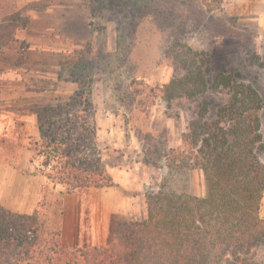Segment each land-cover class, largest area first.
Instances as JSON below:
<instances>
[{
	"label": "trees",
	"instance_id": "16d2710c",
	"mask_svg": "<svg viewBox=\"0 0 264 264\" xmlns=\"http://www.w3.org/2000/svg\"><path fill=\"white\" fill-rule=\"evenodd\" d=\"M21 2L0 0L2 55L17 50L16 35L26 28L29 12L46 7L45 0L23 8ZM98 4L90 0L92 16ZM167 58L181 75L163 87L161 98L169 106L184 100L190 115L181 134L183 148L170 162L184 173L200 171L205 195L177 194L163 183L144 194L143 219L118 221L105 247L83 249L61 247L59 230L47 229L41 216L17 215L0 206V264H264L262 100L239 71L212 70L204 51L175 43ZM78 82L66 99L35 110L40 139L29 146L31 163L34 154H42L53 167L59 165L64 193L112 186L96 146L92 78ZM214 92H223L227 101L216 103L209 97ZM38 172L50 179L51 174ZM46 200L43 190L39 211Z\"/></svg>",
	"mask_w": 264,
	"mask_h": 264
},
{
	"label": "rangeland",
	"instance_id": "374dc122",
	"mask_svg": "<svg viewBox=\"0 0 264 264\" xmlns=\"http://www.w3.org/2000/svg\"><path fill=\"white\" fill-rule=\"evenodd\" d=\"M38 1L22 0V8ZM89 2L45 0L43 10L29 12L26 28L16 35L17 50L0 54V113L20 118L22 110L35 111L53 99H66L78 89L79 80L91 77L97 127L106 128L116 120L114 140L132 144L126 152L129 160L150 168L146 192L154 193L165 183L177 194L203 197L202 173H184L170 162L183 148L181 134L190 115L184 100L169 106L161 98L163 87L181 75L167 51L175 43L186 44L206 52L212 70L239 71L242 82L262 100L264 141V55L256 53L252 30L244 28L232 0H99L94 16ZM209 97L218 104L227 101L223 92ZM209 110L212 118L214 109ZM108 113L120 115L114 119ZM6 121L0 119V129L12 123ZM16 122L11 141L1 142V153L10 161L22 153V132ZM34 159L37 169L51 174L40 195L44 190L48 198L52 187L64 188L58 164L53 167L52 159L42 154H34ZM260 159L264 162V153ZM260 215L264 218V196ZM84 224H78L79 232ZM260 254L264 257V250Z\"/></svg>",
	"mask_w": 264,
	"mask_h": 264
},
{
	"label": "crops",
	"instance_id": "0c3cea01",
	"mask_svg": "<svg viewBox=\"0 0 264 264\" xmlns=\"http://www.w3.org/2000/svg\"><path fill=\"white\" fill-rule=\"evenodd\" d=\"M232 1L234 2L231 6L239 13V20L243 21L244 28L252 30L250 32L256 53L263 56L264 0ZM10 115L0 113V119L6 118V122H12L0 129L1 207L17 215L41 216L46 220V227L49 230H59V243L64 249L105 247L116 222L143 219L145 216V212L142 213L143 197L151 180L150 168L141 161L129 160L126 152L132 149V144H122L119 140H114L113 134H117L118 126L116 120L113 122L114 125L106 128L104 126L101 128V125L100 129L97 127L99 132L97 148L102 153L101 162L112 180V186L90 188L78 193H64V188L56 185L50 189L46 208L39 211L40 192L42 186L46 184V178L38 172L35 162H30L29 150L30 143L40 139L37 115L32 110H22L20 118L9 119ZM108 115L115 119L120 114ZM15 122L22 132V153L10 161L1 153V142L2 138L6 142L11 141L10 137L12 138L17 129ZM103 135L107 137L106 141L103 140ZM107 151L114 154L121 152L123 155L112 157L106 155ZM79 223H85L79 227L81 232L78 231Z\"/></svg>",
	"mask_w": 264,
	"mask_h": 264
}]
</instances>
